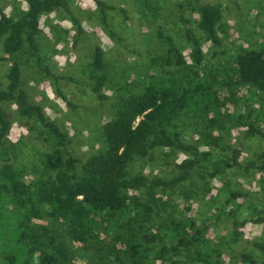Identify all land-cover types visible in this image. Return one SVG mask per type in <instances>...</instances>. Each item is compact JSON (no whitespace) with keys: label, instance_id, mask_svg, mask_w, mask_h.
<instances>
[{"label":"trees","instance_id":"16d2710c","mask_svg":"<svg viewBox=\"0 0 264 264\" xmlns=\"http://www.w3.org/2000/svg\"><path fill=\"white\" fill-rule=\"evenodd\" d=\"M69 1L22 0L25 5L16 13L9 15L0 11V43L5 52L2 60L11 63L8 86L0 89V264H63L70 260L68 248L56 243L45 217L64 221L73 242L99 244L97 252L102 264H225L222 254L204 238V229L198 222L191 217L185 222L177 219L178 210L165 199L156 197L153 190L177 186L190 180L194 173L201 181L220 178L226 170L239 166L238 151L218 132L227 119L232 118L229 121L235 129H245L247 135H259L264 140V109L254 116L250 104L241 102L244 95L238 99L233 97L235 88H246L258 93L264 102V45L241 48L234 54L235 69L227 72L234 80H229L205 70V53L188 19L184 20V31L194 46L191 61L170 36L160 31L167 51L152 59L156 67L152 80L137 91L118 93L112 113L101 123L105 149L81 160L70 152L68 134L48 118L41 105L29 99L21 81V64L32 59L40 71L56 81L80 83L72 76L52 73L44 63L38 43L41 17L45 13L62 10L73 23H78ZM92 1L104 19L105 11L114 8L101 0ZM187 4L199 16L198 31L220 49L218 52L225 53L219 35L223 19L221 6L202 4L200 0H189ZM86 75L90 82L85 85L99 101H108V92H119L122 88L115 90L99 46ZM57 94L76 108L60 89ZM9 101H15L21 116L35 121L39 136L49 146V151L41 155L47 171L44 176L26 177L13 165L12 155L5 146L11 121L4 104ZM224 107L235 112L227 111L222 124L223 120L215 116L224 114L221 112ZM188 112L204 117L207 129L201 140L203 148L186 140L187 131L182 127L181 118ZM212 128L214 132L209 130ZM161 148L186 155L177 164V176L164 181L149 179L143 174L131 175L133 161ZM218 149H231L233 156L220 160ZM260 158L263 174L264 151ZM141 188L146 189L149 198L142 196ZM241 194L229 192L226 204L232 208L240 206L234 200ZM183 201L180 198L177 202L181 206ZM231 209L226 217L236 215ZM187 210L194 209L187 207ZM213 215L210 213L209 218L213 219ZM256 220L264 223V217ZM5 238L7 245L2 243ZM108 239L117 241V245L102 246ZM46 242L50 250L40 247ZM255 246L264 255V243ZM214 250L217 255L213 254ZM242 260V264H259L249 253L242 254Z\"/></svg>","mask_w":264,"mask_h":264},{"label":"rangeland","instance_id":"374dc122","mask_svg":"<svg viewBox=\"0 0 264 264\" xmlns=\"http://www.w3.org/2000/svg\"><path fill=\"white\" fill-rule=\"evenodd\" d=\"M101 1L114 7L105 11V19L92 0L69 1L70 10L78 23H73L62 10L45 13L41 17L38 43L44 63L52 73L63 77L72 76L80 83L66 79L56 81L40 71L32 59L21 64L22 88L29 99L41 105L48 118L68 134L71 140L69 150L81 160L105 149L101 123L112 113L118 93L137 91L152 80L156 68L152 59L167 51V43L160 37V31L170 36L190 60L194 46L187 40L184 31V20L188 19L205 53V70L221 78L229 77L228 73L233 72V56L241 48H259L264 45V0H200L202 4H219L222 8L219 35L222 39L221 49L225 53L218 52L220 49L198 31L199 16L187 4L189 0ZM24 5L22 0H0V11L12 15L23 9ZM96 46L103 49L115 90L122 87L119 92H108L110 98L104 102L99 101L85 85L90 82L86 71L93 61ZM3 57L5 52L0 43V89L8 86L7 74L11 66L9 61L2 60ZM57 89L76 108L65 103L57 94ZM234 91L233 97L236 99L244 95L241 102L250 104L254 116L261 108L264 109V102L259 99L258 93L249 92L246 88H235ZM226 108L221 110L224 114L215 116L223 120L222 124L227 111L230 114L235 112V109ZM4 110L11 121L5 146L12 155L13 165L26 177L44 176L47 171L42 165L41 155L49 151V146L39 136L35 121L21 116L15 101L6 102ZM181 119L182 127L187 131L186 140L203 148L201 140L207 129L204 117L188 112ZM230 119L218 132L226 143L238 151L239 166L226 170L220 178L201 181L194 173L190 180L177 186L153 191L156 197L165 199L178 210L177 219L185 222L187 217H191L198 222V226L204 229V238L209 239L222 254L225 264H242L244 253H249L259 264H264L263 252L255 246L256 243H264V223L256 220L264 217V173L260 172L264 140L259 135H247L245 129H235ZM209 130L215 131L214 128ZM216 153L220 160L233 156L231 149H218ZM185 156L177 150L156 149L147 157L133 161L130 172L131 175L143 174L149 179L168 181L178 175L177 164ZM229 192L242 193L234 200L240 206L232 208L226 204ZM141 194L149 198L146 189L141 188ZM180 198L185 200L181 206L177 202ZM187 207L194 210L190 212ZM229 209L236 215L226 217ZM212 212L213 219L209 218ZM44 220L48 221L56 243L68 248L71 258L63 264H102L97 252L99 244L90 241L89 244L79 245L70 239L64 221L47 217ZM2 243L9 244L6 238ZM43 244L40 246L42 249L50 250L48 242ZM114 244L117 245V241L108 239L102 246L109 248ZM189 251L192 252L191 249ZM217 251L214 250L213 254L217 255Z\"/></svg>","mask_w":264,"mask_h":264}]
</instances>
